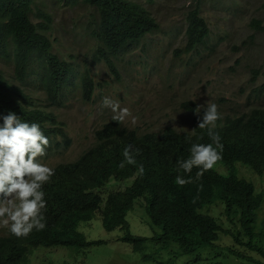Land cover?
I'll return each mask as SVG.
<instances>
[{
    "label": "trees",
    "instance_id": "16d2710c",
    "mask_svg": "<svg viewBox=\"0 0 264 264\" xmlns=\"http://www.w3.org/2000/svg\"><path fill=\"white\" fill-rule=\"evenodd\" d=\"M59 1L84 3L96 10L98 18L91 33L97 42V59L112 72L113 59L158 28L155 18L137 0ZM32 5L33 0H0V60L12 64L14 69V81L0 73V115L14 112L22 121L41 126L49 139L45 156L37 158L42 161L69 143L65 123L51 106H63L78 90L83 100H90L98 85L87 68L80 71L78 63L53 52L48 35L51 15L43 11L38 15L41 21L34 22ZM261 11L264 16V0ZM186 22L187 50H196L209 35L199 4L188 11ZM33 93H42L47 105L39 104ZM201 119H194L190 132L165 128L139 134L114 120L95 130L91 147L75 160L50 167L54 175L43 187L45 228L33 229L22 237L13 236L8 230L0 236V264H27L31 251L38 247L81 249L102 244V240H88L78 230L81 222L90 221L97 212L105 230L124 231L121 240L129 243L133 252H143L149 242L157 250L174 244V259L208 260L216 253L218 235L223 233L231 236L236 245L257 253L262 261L235 247H225V252L219 251L216 256L264 264V247L257 244L264 239V230L256 229V211L264 201V193L256 192L255 185L239 177L235 170V163L239 162L257 175L264 174V109L255 108L246 117L217 124L215 131L222 149L218 150L220 159L216 162L226 167V175L212 167L197 178L195 167L191 173L178 169L177 162L189 157L192 143H212L207 130L198 128ZM128 146L131 163L123 156ZM177 176L188 182L177 183ZM112 178L134 179L124 190L103 197L99 190ZM139 198L145 201L150 224L159 228L149 237L132 234L126 219ZM215 201L223 205L230 223L235 224L236 220L235 231L224 228L214 216L202 211ZM211 250L215 252L212 257L200 255L201 251ZM153 256L154 253L143 254L142 259L151 260ZM181 264H191V260Z\"/></svg>",
    "mask_w": 264,
    "mask_h": 264
},
{
    "label": "rangeland",
    "instance_id": "374dc122",
    "mask_svg": "<svg viewBox=\"0 0 264 264\" xmlns=\"http://www.w3.org/2000/svg\"><path fill=\"white\" fill-rule=\"evenodd\" d=\"M155 18L158 28L145 35L136 44L113 59L115 72L97 59V42L92 30L97 12L84 3L66 4L59 0H33L32 16L40 22L41 12L51 15L48 35L53 52L61 58L79 64L80 71L87 68L97 88L90 100H83L78 90L61 107L51 106L65 123L68 146L55 150L41 162L51 167L59 162L75 160L95 143L94 132L112 120L113 111L103 106L105 97L127 108L130 115L120 122L122 126L139 134L161 132L172 128L190 132L193 120L203 117L209 104H216L222 123L234 117H246L252 109H264V19L260 10L262 0H137ZM200 5L209 35L206 42L189 51L185 42L186 15ZM259 21L262 28L254 25ZM0 73L14 81L12 64L0 60ZM31 87H28L29 90ZM38 103L47 105L42 93H33ZM199 112V113H197ZM213 168L227 174L226 167L216 162ZM239 177L251 181L256 192L264 193V174L257 175L242 163H235ZM134 178H112L99 193L124 190ZM214 216L224 228L235 231V224L224 215L223 205L213 202L203 210ZM256 229L264 230V201L257 209ZM126 219L134 235L152 236L159 228L151 225L145 212L143 198L135 200ZM88 240H102L100 245L87 248L38 247L31 251L27 264H250L216 256L225 247H235L262 261L260 256L236 245L232 237L219 234L216 253L201 251L202 257L215 258L193 261L191 257L174 259L176 245L157 250L147 243L143 252H133L131 245L121 240L124 231H107L102 226L100 213L78 226ZM7 229L0 226V236ZM264 247V239L257 243ZM154 253L144 261L143 254Z\"/></svg>",
    "mask_w": 264,
    "mask_h": 264
},
{
    "label": "clouds",
    "instance_id": "9594fccd",
    "mask_svg": "<svg viewBox=\"0 0 264 264\" xmlns=\"http://www.w3.org/2000/svg\"><path fill=\"white\" fill-rule=\"evenodd\" d=\"M258 22L254 21V25L262 28ZM103 106L115 113L112 120L119 123L130 115L127 108H121L118 102L107 97L103 100ZM0 119L3 121L0 125V226L15 237L27 236L33 229L41 231L46 226L43 222L46 209L43 187L54 175V169L37 158L45 156L49 139L38 123L24 122L14 112L0 115ZM219 119L217 105L209 104L198 128L207 130L212 143H192L189 157L177 162L178 169L191 173L195 167L199 178L220 159L218 150L222 149L221 138L215 131ZM192 134L195 135V132L192 131ZM130 151L131 146L123 151L129 163L132 162ZM176 181L181 185L188 182L182 176H177Z\"/></svg>",
    "mask_w": 264,
    "mask_h": 264
}]
</instances>
